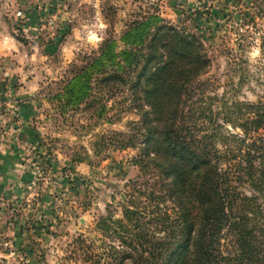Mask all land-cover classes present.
<instances>
[{
    "label": "rangeland",
    "instance_id": "1",
    "mask_svg": "<svg viewBox=\"0 0 264 264\" xmlns=\"http://www.w3.org/2000/svg\"><path fill=\"white\" fill-rule=\"evenodd\" d=\"M166 6L165 0H0V30L15 48L7 45L0 55V73H7L0 76V140L22 118L23 87L32 93V112L23 119L34 143L28 194L7 200L0 190V264H74L64 258L79 235L100 251L117 246L96 230L97 221L108 214L120 219L132 183L151 181L132 163L138 149L114 148L106 139L138 120L126 93L95 90L89 107L88 101L65 106L57 96L72 65L105 40L120 49L130 25L157 15L203 46L209 65L197 93L212 111L264 98V0H192L168 16ZM242 191L251 193L247 186ZM262 212L264 219V205Z\"/></svg>",
    "mask_w": 264,
    "mask_h": 264
},
{
    "label": "trees",
    "instance_id": "2",
    "mask_svg": "<svg viewBox=\"0 0 264 264\" xmlns=\"http://www.w3.org/2000/svg\"><path fill=\"white\" fill-rule=\"evenodd\" d=\"M120 40L122 48L105 40L73 64L57 96L65 106L89 107L95 90L126 93L138 120L106 139L138 149L132 163L151 181L132 183L120 219L97 221L117 246L100 251L79 235L64 261L264 264V98L212 111L197 93L209 65L203 46L157 15L130 25Z\"/></svg>",
    "mask_w": 264,
    "mask_h": 264
},
{
    "label": "crops",
    "instance_id": "3",
    "mask_svg": "<svg viewBox=\"0 0 264 264\" xmlns=\"http://www.w3.org/2000/svg\"><path fill=\"white\" fill-rule=\"evenodd\" d=\"M190 1L192 0H165L168 5L165 8L167 16L170 9L182 8ZM2 32L0 30V55H4L6 46L10 45V39ZM9 47L15 49L12 46ZM2 75L6 76L7 73H0V76ZM24 89L22 87L19 90L20 103L17 105V110L22 118L11 126L12 128L8 131L9 136L0 140V190L7 200L24 199L28 194V184L34 174V164L31 162V155H29L31 152L28 150L34 144L28 138L32 135V130L29 129L27 122L23 119L32 112L30 101L32 93ZM19 222H21L20 219ZM18 228L20 229L21 226L18 225Z\"/></svg>",
    "mask_w": 264,
    "mask_h": 264
}]
</instances>
